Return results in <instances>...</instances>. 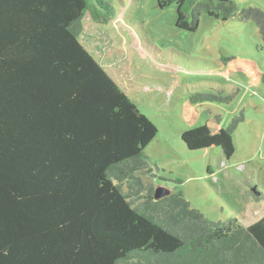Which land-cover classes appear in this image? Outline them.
Returning a JSON list of instances; mask_svg holds the SVG:
<instances>
[{
    "label": "trees",
    "instance_id": "1",
    "mask_svg": "<svg viewBox=\"0 0 264 264\" xmlns=\"http://www.w3.org/2000/svg\"><path fill=\"white\" fill-rule=\"evenodd\" d=\"M125 4L0 0V264H264V214L244 227L236 218L205 219L180 194L153 199L143 151L157 129L126 92L135 79L118 65L125 47L114 22ZM155 6L174 7L180 32H195L202 15L222 22L236 16L253 21L264 42V13L256 8L231 0ZM122 21L138 37L146 66L229 78L241 71L248 85L264 84L252 61L165 54L142 24ZM88 23L110 44L105 59L106 47L95 57L82 43ZM224 101L182 100V122L191 128L197 105ZM181 141L189 151L217 148L226 160L233 154L230 130L217 117Z\"/></svg>",
    "mask_w": 264,
    "mask_h": 264
},
{
    "label": "rangeland",
    "instance_id": "2",
    "mask_svg": "<svg viewBox=\"0 0 264 264\" xmlns=\"http://www.w3.org/2000/svg\"><path fill=\"white\" fill-rule=\"evenodd\" d=\"M108 2L110 0H104ZM123 20L142 24L146 36L165 54L174 51L194 61L236 57L256 64L264 75V42L253 21L236 16L226 22L202 15L195 32L174 26V7L159 10L155 0H125ZM239 8L264 13V0H231ZM122 18L114 22L125 47L120 65L124 75L135 79L125 84L138 111L156 127L157 134L144 149L154 174V185L180 194L189 206L212 222L239 219L244 227L264 214V84L248 85L241 71L234 77L186 74L145 65L138 37ZM83 26L82 43L98 57L110 44ZM172 50V51H171ZM174 52V53H175ZM204 63V62H203ZM122 82L127 80L121 77ZM195 95H212L225 101L197 105L199 119L189 128L181 119V101ZM217 117L230 130L233 154L225 159L220 149L189 151L181 134Z\"/></svg>",
    "mask_w": 264,
    "mask_h": 264
},
{
    "label": "water",
    "instance_id": "3",
    "mask_svg": "<svg viewBox=\"0 0 264 264\" xmlns=\"http://www.w3.org/2000/svg\"><path fill=\"white\" fill-rule=\"evenodd\" d=\"M170 194V191L164 187H156L154 189L153 193V199L154 200H159L161 198H164Z\"/></svg>",
    "mask_w": 264,
    "mask_h": 264
}]
</instances>
